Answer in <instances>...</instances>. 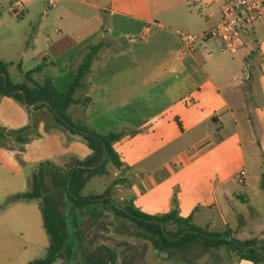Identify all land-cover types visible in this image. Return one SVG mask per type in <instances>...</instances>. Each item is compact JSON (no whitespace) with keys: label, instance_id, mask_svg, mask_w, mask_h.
<instances>
[{"label":"crops","instance_id":"0c3cea01","mask_svg":"<svg viewBox=\"0 0 264 264\" xmlns=\"http://www.w3.org/2000/svg\"><path fill=\"white\" fill-rule=\"evenodd\" d=\"M225 1L0 0V40L9 51L0 60L11 63V69L22 66L24 59L34 64L24 71L40 65L34 81L49 79L60 92L72 80L79 50L105 36L127 40L122 51L102 48L98 52L85 79L86 88L77 93L89 103L71 107L74 119L83 112L98 133H122L112 148L127 169L112 167L110 172L106 167L105 175L96 176L106 181L93 184L85 196L100 195L119 179L113 193L119 201L131 200L142 213L166 214L175 199L178 216L187 217L197 207L194 224L211 228L215 212L228 228L226 216L235 185L245 190L238 198L254 215L250 198L264 189L259 185L264 171V22L251 27L236 54L224 50L219 40L208 38L181 55L173 32L209 31L219 21ZM11 7L18 17L9 12ZM13 80L22 82V74ZM8 99L12 98L1 97L0 106ZM9 103L18 124L0 125L21 128L23 116ZM38 115L34 122L47 120L43 111ZM28 148L29 142L23 157ZM88 150L81 159L70 154L60 166L85 159ZM38 163L31 166V173ZM25 167L27 163L18 164L14 151L0 147V264H27L41 258L39 252H46L48 246L37 200L2 206L8 196L28 189L31 173L27 177ZM93 209L102 216L107 213ZM233 214L239 217L241 233L248 220ZM99 222H91L89 240L96 241L93 248L101 244L115 248L117 264H143L147 254L154 258L157 251L133 238L130 231L112 235L110 245L104 243ZM254 232L248 230L241 240L256 238ZM151 260V264H169ZM235 264L252 263L238 260Z\"/></svg>","mask_w":264,"mask_h":264},{"label":"trees","instance_id":"16d2710c","mask_svg":"<svg viewBox=\"0 0 264 264\" xmlns=\"http://www.w3.org/2000/svg\"><path fill=\"white\" fill-rule=\"evenodd\" d=\"M127 40H109L107 36L95 43L88 44L78 52V59L74 65V73L68 88L60 92L49 79L35 82L33 75L38 73L41 66L31 70L22 71L19 64L16 68L22 74V82L13 83L9 78L11 63L0 60V98L10 97L26 107L28 112L46 111L51 124L60 129L67 139L81 140L90 149V154L83 160H75L69 167L60 166L46 160L38 163L30 177L28 189L25 192L8 196L2 206L16 201L39 202L42 223L48 237V246L45 255L29 261L27 264H70V249L66 245L68 240V219L72 214V224L76 233L82 231L83 220L93 218L98 220L102 213L93 208L112 212L115 219L129 223L133 230L130 235L138 240L146 241L152 249L165 253L173 258L175 251H186L193 245H198L204 251H218L224 249L227 255L233 253L238 260H246L252 264H264V240L261 238L238 239L229 228L223 231H211L207 227L193 223V213L187 217H180L176 211V201L173 208L162 215H149L135 208L131 200L116 201L111 195V189L119 183L115 179L108 184L100 195L84 196L82 194L88 181L96 176L107 173L106 167L111 165L117 171L127 168L120 162L112 145L122 137L121 132L98 133L84 119L83 112L78 118H73L71 107L86 105V98L77 96V93L86 88L85 79L91 72L93 60L102 48H109L112 52L126 49ZM25 96V102L23 101ZM28 105V106H25ZM33 124L21 128L8 129L0 125V147L14 151L18 164L25 166L23 152L29 142V134L34 129ZM264 168V157L262 159ZM46 181L56 189L63 192L72 205L66 216L60 214L51 195L46 190ZM260 187L264 186V171L260 176ZM75 209L85 212L77 215ZM72 210V212H71ZM90 211V212H89ZM172 223L174 229H167L166 224ZM96 254V255H95ZM91 257L84 260L85 264H117V250L106 245H98L91 251Z\"/></svg>","mask_w":264,"mask_h":264},{"label":"rangeland","instance_id":"374dc122","mask_svg":"<svg viewBox=\"0 0 264 264\" xmlns=\"http://www.w3.org/2000/svg\"><path fill=\"white\" fill-rule=\"evenodd\" d=\"M5 18L7 17V14H2ZM19 52H22L23 50H18ZM9 51L5 48V46L2 44V41L0 40V56H7ZM14 56V55H13ZM255 61V60H254ZM254 64V63H253ZM34 64L32 62H26L24 59V62L21 66V69L27 70L30 67H32ZM9 78L13 83H19V81L13 80L19 78L21 74L19 73V69H11L9 67L8 72ZM248 101V100H247ZM14 104L16 108H19L21 115L23 116V124H20L19 127H22V125L26 124H33L35 127L29 134V148L27 149L25 153V157H23V160H25V164L27 163V167H25L24 172L26 173L27 177L31 173V166L33 164L38 163L43 160H49L57 165H63L65 162H67L70 159V154L74 153L78 158H83L85 155L88 154V147L86 144L81 140H69L65 136V134L58 129L57 127L53 126L51 124L50 118L48 116V113L46 111H43L46 115V119L43 120H36L37 122H34V116L35 118L38 117V113L42 112H28L26 107L22 106L16 101H13L12 99H8V101H3L0 106V122L3 123H13L14 125L18 124V121L15 120L16 113L14 112V108L8 106V104ZM264 105V102L262 103ZM240 116H244V114H240ZM250 155V153H248ZM251 157V156H250ZM249 157V158H250ZM250 164L252 165L253 162L250 160ZM110 172L112 167L110 164L107 165ZM106 177H94L91 178L90 181L86 184L82 194L85 196L90 191L91 186L93 184H97L102 181H106ZM237 185L243 186V182L238 183L237 181H234ZM252 184V182L250 181ZM235 192L232 196V199L230 200V213L226 216L228 221V228L232 231L234 236L238 239H243L245 237V233L248 232V230H254V234H252V237H264V232L260 229L264 228V199L260 198V195L264 196V189L262 191L258 192L256 191V194L251 197V204L252 209L255 211L254 215L251 216V208H248L243 202L242 198H238L241 196L245 190H243L241 187H236L234 185ZM46 190L51 195V198L53 200V205L57 209V211L62 214L63 216H66L67 209H72V205L68 198L63 195V192H59L56 189H54L48 181H46ZM114 186L111 189V195L114 200L118 201V197L115 193H113ZM250 197V195H249ZM244 200V198H243ZM100 209V208H99ZM72 212V210H71ZM75 212L77 215L85 214L84 211L75 209ZM90 212V211H89ZM103 212V211H102ZM225 213V211L223 210ZM82 213V214H81ZM233 213H237L240 217H242L244 220H248V224L245 226L243 232L240 231V224H239V217H234ZM214 217H211V221L213 223V226L209 228V230L213 231H222L225 227L221 224V219L219 218L218 214L215 212L213 213ZM72 214L68 219V226L66 229L68 240L66 242V245L70 249V256L71 261L70 264H85L84 260L86 258L91 257V251L93 249V243L95 244L96 241H90L91 239L89 236L91 233H89V229H91V222L94 221L93 218H86L83 220L82 224V231L79 233H76V230L72 224ZM99 227L102 229L103 234L105 235L104 240H102L104 243H111L112 235H119V233H126L131 230H133L132 226L123 221L118 220L114 218V215L112 212H107L105 216H102L99 218ZM172 223L166 224L167 229H174ZM108 235V237H106ZM146 242V241H145ZM149 244L148 242H146ZM111 247V246H109ZM45 255V251L39 252V257H43ZM96 255V254H95ZM154 258L150 257L151 255L147 254L145 257H143L142 262L143 264H151V259H157V260H166L169 262V264H235L236 261H238L237 257L231 253L230 255H227L224 249H220L218 251H204L202 247L198 245H193L186 251H175V255L173 258L168 257L165 253L162 252H155L153 253ZM152 255V256H153ZM156 256V257H155ZM55 264H61V262L58 260Z\"/></svg>","mask_w":264,"mask_h":264},{"label":"built area","instance_id":"2783aa9c","mask_svg":"<svg viewBox=\"0 0 264 264\" xmlns=\"http://www.w3.org/2000/svg\"><path fill=\"white\" fill-rule=\"evenodd\" d=\"M52 3L46 6V9ZM9 12L18 17L14 7ZM219 21L207 32L194 34L183 30H174L181 45V55H187L196 45L208 38L220 41L222 48L230 54H236L244 47V38L256 23L264 22V0H227L219 9Z\"/></svg>","mask_w":264,"mask_h":264},{"label":"water","instance_id":"95a60500","mask_svg":"<svg viewBox=\"0 0 264 264\" xmlns=\"http://www.w3.org/2000/svg\"><path fill=\"white\" fill-rule=\"evenodd\" d=\"M23 101L25 102V96L23 95ZM25 106H28V105H25Z\"/></svg>","mask_w":264,"mask_h":264}]
</instances>
